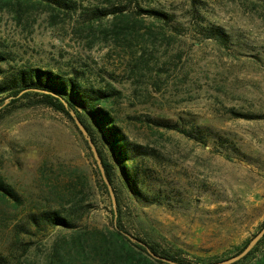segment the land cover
Returning <instances> with one entry per match:
<instances>
[{"label": "rangeland", "instance_id": "1", "mask_svg": "<svg viewBox=\"0 0 264 264\" xmlns=\"http://www.w3.org/2000/svg\"><path fill=\"white\" fill-rule=\"evenodd\" d=\"M67 1L16 13L0 0V52L10 58L2 68L75 74L85 87L116 90L103 105L131 142L155 151L141 167L165 198L140 201L117 180L126 235L188 264L237 255L264 226V0ZM111 6H127L124 16ZM208 26L225 31L227 44L205 39ZM87 146L50 108L24 100L0 111V181L17 199L0 192V261L123 264L89 247L92 233L114 225ZM55 210L73 211L70 228L30 220ZM263 255L264 243L235 264Z\"/></svg>", "mask_w": 264, "mask_h": 264}, {"label": "trees", "instance_id": "2", "mask_svg": "<svg viewBox=\"0 0 264 264\" xmlns=\"http://www.w3.org/2000/svg\"><path fill=\"white\" fill-rule=\"evenodd\" d=\"M2 1L5 5H12L16 13L21 11L24 7L29 8L35 5H43L50 9H59L68 6L67 0ZM149 1L150 0H147V2ZM111 7L115 8V14L124 16L122 10H125L127 6H121L120 8L118 6ZM137 8L135 12L150 15L158 21L170 20L168 15L155 9L141 8L138 5ZM110 13H112V11L104 13L101 16L104 17L106 14ZM140 22L141 20L134 21L132 27L140 24ZM203 33L205 39L213 40L221 45H226L229 39L228 35L220 27L208 26L204 29ZM9 59L10 58L5 55V53L0 52V111L9 105L24 100L28 101V106L42 105L50 108L64 115L71 122H73V120L69 112L73 111L77 119L86 129L97 149L105 176L112 186L117 208L116 215L111 210V221L113 222L114 230L108 232L96 231L92 233V244L89 245L91 250L97 254L101 253L110 259L122 261L123 264H166L152 258L148 250L157 256L167 258L175 263L188 264L177 260L172 255L158 252L144 240L131 236L136 240V242H132L125 236L127 231L123 228L119 196L115 188L117 180L128 193L132 194L133 197L140 201L160 204L163 203L165 198L162 196V191L154 192L150 189L147 180L151 179L149 173L152 171H148L141 167L145 160L154 159L156 157L155 151L146 146L131 142L125 135L123 129L116 124L111 113L103 105L114 95L118 94L116 93L117 91L114 89L102 90L85 87L79 82L75 74L62 75L53 71L30 67L11 70L3 69V65L9 64ZM7 99L10 101L5 104L4 102ZM159 126L177 131L185 137L196 141H203L201 135H197V133L195 134L193 131L187 129H181L176 124L165 123L159 124ZM79 134L81 135L80 132ZM87 149H89L88 146ZM93 163L95 165L98 181L108 195L107 188L99 175L94 160ZM0 192L5 197L7 196L17 201L16 195L11 189L7 188L2 181H0ZM72 212L73 211L63 216L56 210L44 211L37 217L32 214L30 220L35 226L43 222L51 227L70 228L72 225L68 215L70 216ZM78 239L80 240V238ZM79 243L80 249L78 251L82 252L86 241L84 242L81 240ZM262 243H264V237L243 259H247L251 256ZM245 247L246 246H244V248ZM242 250L239 253H241ZM0 264L6 263L5 261H0ZM59 264H61V261ZM256 264H264V255Z\"/></svg>", "mask_w": 264, "mask_h": 264}, {"label": "water", "instance_id": "3", "mask_svg": "<svg viewBox=\"0 0 264 264\" xmlns=\"http://www.w3.org/2000/svg\"><path fill=\"white\" fill-rule=\"evenodd\" d=\"M70 114V117L72 118L76 128L78 129V131L81 133L83 139L85 140V142L87 143L88 147H89V150L93 156V159L96 163V166L98 168V171L100 173V176H101V179L102 181L104 182L106 188H107V191H108V194L110 196V199H111V202H112V205H113V212L114 214L116 215V198H115V195H114V192H113V189H112V186L110 185L109 181L107 180L106 176H105V173H104V169H103V166H102V162H101V159L99 157V154L97 152V149L95 147V145L93 144L89 134L87 133L86 129L84 128V126L81 124V122L77 119V117L75 116L74 112L73 111H70L69 112ZM129 240H131L132 242H136V240H134L133 238H131L130 236L128 235H125ZM264 237V226L263 228L248 242V244L246 245V247L242 250L241 253H239L238 255L236 256H233L231 257L230 259H227V260H224V261H221V262H216V263H211V264H235L237 262H239L240 260H242L244 257H246L248 255V253L257 245V243ZM150 256L152 258H154L155 260H158V261H161V262H164L166 264H178V263H175L167 258H163V257H160V256H157L155 254H153L152 252H150L148 250Z\"/></svg>", "mask_w": 264, "mask_h": 264}]
</instances>
